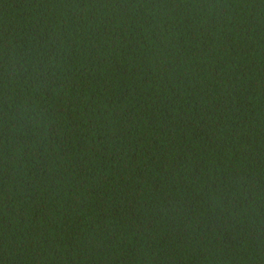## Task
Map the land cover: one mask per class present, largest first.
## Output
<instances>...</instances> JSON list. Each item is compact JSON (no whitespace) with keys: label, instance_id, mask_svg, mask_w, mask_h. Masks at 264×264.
<instances>
[{"label":"trees","instance_id":"16d2710c","mask_svg":"<svg viewBox=\"0 0 264 264\" xmlns=\"http://www.w3.org/2000/svg\"><path fill=\"white\" fill-rule=\"evenodd\" d=\"M0 264H264V0H0Z\"/></svg>","mask_w":264,"mask_h":264}]
</instances>
